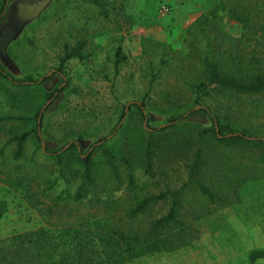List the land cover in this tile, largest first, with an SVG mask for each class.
<instances>
[{
  "label": "rangeland",
  "instance_id": "obj_1",
  "mask_svg": "<svg viewBox=\"0 0 264 264\" xmlns=\"http://www.w3.org/2000/svg\"><path fill=\"white\" fill-rule=\"evenodd\" d=\"M4 1L0 67L10 77L29 76L36 82L17 86L0 76V115L28 118L0 122V201L5 203L0 239L95 217L142 233L167 212L171 197L150 202L132 219L125 213L143 196L180 189L176 216L191 227L182 232L192 240L126 264H264V258L249 263L251 250L264 247V158L258 162L259 144L226 145L206 135L200 166L189 174L197 132L210 123L193 106L188 87L199 72L204 44L227 55V50L234 51L231 40L241 35L240 24L222 8L248 6L258 14L252 20L264 23V0H0V8ZM78 44L82 58L60 64L64 47ZM252 44L241 42L239 52L248 56ZM117 47L124 60L115 72ZM51 91L54 97L47 99ZM140 101L143 117L133 104ZM206 104L226 113L223 104ZM38 106L44 147L30 133L21 156L14 159V143H4L13 133L31 130ZM186 112L180 121L168 122ZM250 112L258 114L250 119ZM229 119L263 137L264 100L232 106ZM148 140L147 170L143 152ZM71 142L76 151L58 161L52 153ZM92 145L99 146L92 150ZM89 153L94 185L75 202L81 172L75 156L82 159ZM111 154L118 184L110 175ZM119 157L129 162L132 183ZM54 179L49 188L47 182ZM198 183L215 197L208 198Z\"/></svg>",
  "mask_w": 264,
  "mask_h": 264
},
{
  "label": "trees",
  "instance_id": "obj_2",
  "mask_svg": "<svg viewBox=\"0 0 264 264\" xmlns=\"http://www.w3.org/2000/svg\"><path fill=\"white\" fill-rule=\"evenodd\" d=\"M222 9L226 10L230 19L240 24L241 35L237 38L234 37L233 41L231 40L234 51L228 53L227 50V55H223L222 51H217L209 43L204 44L199 57V72L195 79L188 84L193 106H199L198 111L204 113L210 123L208 127H204L197 132L198 141L189 174H192L200 166L201 144L203 138L209 134L216 141L226 145L258 143L261 152L258 162L264 158V141L261 139L264 136L251 133L248 128L241 125H234L229 119L232 106L242 105L247 101L256 104L264 100V58L261 57L264 55V23L263 21L252 20L258 14H252L248 6H244L241 10H237L233 6L223 7ZM243 37H245L244 41L241 40ZM249 41H253V44L249 46V55L246 56L239 52V44ZM80 47V44L69 49L64 47V55L60 59V64L71 57L81 59ZM259 53L262 55H259ZM123 60L124 56L120 55V48L117 47L112 61L115 72ZM0 76L17 86H28L36 82L29 76L10 77L4 73L1 67ZM55 89L53 91H56ZM53 91L47 93V99L54 97ZM206 100L225 105L226 113L221 114L218 109L211 108L209 104L205 106L204 102ZM133 104L140 116L143 117L144 103L140 101ZM40 109V106H38L34 111V119L40 115ZM257 114L250 112L248 118L256 117ZM183 117L184 114L180 113L170 118L168 122L180 121ZM16 119L23 121L28 118L24 115H0V122ZM34 122L30 131L13 133L6 139L4 146L11 142L14 143V159L21 156L24 141L30 133L33 134L38 144L40 143L41 137L38 128L41 122ZM215 126L217 131L214 129ZM251 136L253 138L249 139L248 137ZM150 144L148 140L143 152L147 170L151 165ZM98 146L92 145V150ZM76 147L77 145L71 142L65 149L61 147L54 151L52 155L60 161L62 155L71 150L76 151ZM90 155L89 153L82 159L78 155L75 156L81 163L79 183L72 197L75 202H80L83 195L94 185ZM119 158L128 169V182L132 183L133 178L129 162L123 157ZM114 159L115 155L111 154L108 164L110 175L118 184V169ZM58 176H62L60 172ZM55 180L47 182L49 188L54 185ZM198 185L208 198L213 199L215 197V194L208 191L207 187L201 183H198ZM179 192L180 189H166L157 194L143 196L138 199L133 208L125 213L127 219H132L136 214L144 211L150 202L163 199L166 196L171 197L167 212L150 221L148 227L142 233L123 231L118 225L101 222V220H96V217L91 219L79 218L74 223H64L57 229L40 227L30 232L18 233L0 239V264H126L131 259L142 255L170 251L187 245L193 236L189 238L183 236V229H190L191 227L184 226L183 222L176 216V199ZM67 195L68 193L65 196ZM60 196V194L57 195V198H60ZM4 212L5 203L0 201V218ZM122 223L123 221H121ZM168 227L176 231H168ZM258 258H264V247L251 250L249 263Z\"/></svg>",
  "mask_w": 264,
  "mask_h": 264
},
{
  "label": "water",
  "instance_id": "obj_3",
  "mask_svg": "<svg viewBox=\"0 0 264 264\" xmlns=\"http://www.w3.org/2000/svg\"><path fill=\"white\" fill-rule=\"evenodd\" d=\"M197 107H199V106H197ZM195 108H196V107H194V109H195ZM125 109H126V106H125ZM41 110H42V108L40 109V111H41ZM39 113H40V112H39ZM187 113H188V112L184 113V115L187 114ZM39 116H40V115L37 116V120H36L37 122L39 121ZM144 123H145V116H144V119H143V125H144ZM118 125H119V124H117V126H118ZM214 129H215V131H217V127H216V126L214 127ZM108 136H110V135H108ZM108 136H107V137H108ZM248 138H251V139H252L253 137H248ZM261 139H262V141H264L263 138H261ZM102 141H103V140H100V141L96 142V144H98V143H100V142H102ZM40 145H41V147H44V143H43L42 140H40ZM66 146H67V145H65L64 147H66ZM64 147H63V148H64Z\"/></svg>",
  "mask_w": 264,
  "mask_h": 264
},
{
  "label": "flooded vegetation",
  "instance_id": "obj_4",
  "mask_svg": "<svg viewBox=\"0 0 264 264\" xmlns=\"http://www.w3.org/2000/svg\"><path fill=\"white\" fill-rule=\"evenodd\" d=\"M5 4V1H4V3H3V5L1 6V8H0V13H1V11L3 10V8H4V5Z\"/></svg>",
  "mask_w": 264,
  "mask_h": 264
}]
</instances>
